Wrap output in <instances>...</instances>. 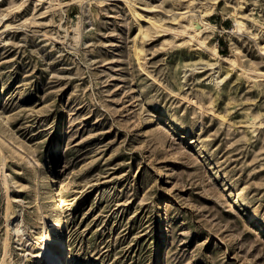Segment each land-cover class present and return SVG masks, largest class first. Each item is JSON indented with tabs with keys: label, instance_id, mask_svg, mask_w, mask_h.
I'll return each mask as SVG.
<instances>
[{
	"label": "rangeland",
	"instance_id": "374dc122",
	"mask_svg": "<svg viewBox=\"0 0 264 264\" xmlns=\"http://www.w3.org/2000/svg\"><path fill=\"white\" fill-rule=\"evenodd\" d=\"M206 5L209 42L264 70L229 32L264 39V0H0V261L23 219L4 264H42L45 169L73 264H264V78L185 32Z\"/></svg>",
	"mask_w": 264,
	"mask_h": 264
},
{
	"label": "bare ground",
	"instance_id": "6f19581e",
	"mask_svg": "<svg viewBox=\"0 0 264 264\" xmlns=\"http://www.w3.org/2000/svg\"><path fill=\"white\" fill-rule=\"evenodd\" d=\"M214 9H215L214 5H206L205 7L200 8L199 12L198 10L197 12H193L191 15V19L189 20L190 22L187 24V27L184 29L185 32L190 35V38L194 40L199 47L205 49L210 56L215 57L216 59L220 60V62H226L231 67L234 68L240 67L246 73L247 77L255 76V77L264 78V70L260 69L258 66H254L252 68L250 67L248 69L245 68L244 62L239 55L240 53L239 50L237 51V53L231 55L222 54L219 48L218 41H214L212 43L209 42L207 34L209 31H211V29H215L216 27V25L209 19V15L214 13ZM242 16L243 15L240 13L239 15H236L234 17L233 27L229 29V32L234 34V33H242L243 31H249L251 36L255 39L256 44L258 45L261 53L264 55V39H261L259 35L260 30L258 32L250 30L247 23L243 20ZM0 104H3L2 94H0ZM0 116H2L1 113ZM63 130L64 129L62 124L58 130L59 134L57 135V140H56L57 145L55 151H58L60 148L59 146L61 143ZM35 174L38 175L37 180L39 183L47 182L46 197L49 200L53 199V202L56 204V210L58 212H57V217H55V219H51V217L45 213L43 214L41 213L38 216V218L41 220L39 224V228L44 229V227H46V231H45L46 233L41 232L38 238H36L35 240L31 239L30 237L27 238L29 242L25 245H27L26 247L29 251L27 250L28 252H26L25 255L26 254L29 255L31 253L30 251H32L31 250L32 248H37L36 253L32 252L31 255L33 257H36V259L39 258L42 261L41 262L42 264H73L72 253L70 252L68 245L69 240L66 232V226L63 221L64 218L62 217V213L59 211V208L56 203L55 191L52 185V180L50 178V175L45 169L43 170L42 174H40V172L37 173V171H35ZM4 181L7 185V189H9L10 187L8 183V177L6 175L4 177ZM159 206H161V203L159 204ZM14 214L15 211L13 209L12 201L9 200L7 206L8 219L11 220ZM256 215H257L256 213H253L251 216L255 217ZM158 220L159 222L162 223L161 225L162 228L159 230L160 233L162 232L160 236L162 239L161 242L162 244L165 240V237L168 236V230H169V226L166 223V215L162 210L160 211V216ZM262 227L264 228V226ZM12 229L17 236L21 237V239L22 237H24L25 234H27L26 232L27 230L23 219L19 220L14 227H10V226L7 227V235L4 240V255L0 261V264H4L7 261V256L10 253V240H11L10 233Z\"/></svg>",
	"mask_w": 264,
	"mask_h": 264
}]
</instances>
